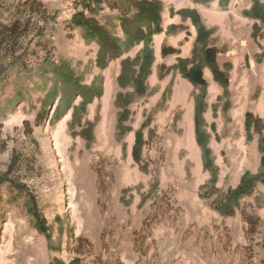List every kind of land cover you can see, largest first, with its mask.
<instances>
[{"label":"rangeland","instance_id":"obj_1","mask_svg":"<svg viewBox=\"0 0 264 264\" xmlns=\"http://www.w3.org/2000/svg\"><path fill=\"white\" fill-rule=\"evenodd\" d=\"M263 13L0 0V264H264Z\"/></svg>","mask_w":264,"mask_h":264},{"label":"trees","instance_id":"obj_2","mask_svg":"<svg viewBox=\"0 0 264 264\" xmlns=\"http://www.w3.org/2000/svg\"><path fill=\"white\" fill-rule=\"evenodd\" d=\"M152 4H150V6H148L147 8H150L151 9V12H152V15H153V18L156 16V14L158 13V9L156 7H153L151 6ZM153 10V11H152ZM255 17L257 18H263L264 17V13L262 16H259V14H256ZM155 21H158V19H156ZM78 23H80V21H77ZM76 22V24H77ZM85 22H81V24H84ZM90 32L92 33V36L93 37H97L99 38L101 41H105V40H109V35L105 32V30L101 29L99 26L98 27H94L93 29H90ZM144 37V38H147V35H145L143 33V31H140L139 35H137V38H140V37ZM79 92V91H77ZM246 179H244L243 183L240 185V189L239 191L241 192L245 186H248L247 183H245Z\"/></svg>","mask_w":264,"mask_h":264},{"label":"bare ground","instance_id":"obj_3","mask_svg":"<svg viewBox=\"0 0 264 264\" xmlns=\"http://www.w3.org/2000/svg\"><path fill=\"white\" fill-rule=\"evenodd\" d=\"M186 140V139H185ZM188 140V139H187ZM192 150V149H191Z\"/></svg>","mask_w":264,"mask_h":264}]
</instances>
